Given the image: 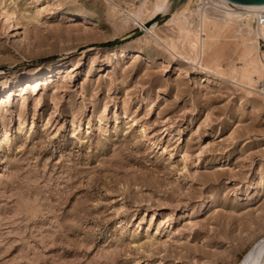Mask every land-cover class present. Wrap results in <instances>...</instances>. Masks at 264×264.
Wrapping results in <instances>:
<instances>
[{
  "label": "rangeland",
  "instance_id": "1",
  "mask_svg": "<svg viewBox=\"0 0 264 264\" xmlns=\"http://www.w3.org/2000/svg\"><path fill=\"white\" fill-rule=\"evenodd\" d=\"M182 4L149 35L118 25L141 0H0V264H240L264 235L263 83L229 33L197 58Z\"/></svg>",
  "mask_w": 264,
  "mask_h": 264
},
{
  "label": "bare ground",
  "instance_id": "2",
  "mask_svg": "<svg viewBox=\"0 0 264 264\" xmlns=\"http://www.w3.org/2000/svg\"><path fill=\"white\" fill-rule=\"evenodd\" d=\"M65 1L75 4H79L80 2V0ZM170 4L171 0H141V6L138 8L132 7L133 9L131 8L128 11L125 10L123 14L120 12L121 10L119 11L120 8L117 9V5L116 7L110 6L112 8L109 12L113 17L121 13L122 17L118 19L120 20L119 26L126 27L131 23L133 25L136 23L139 24L138 26H143L148 34L151 35L149 31H152L154 34H156V31L154 28H146V20L165 13ZM260 9H264V5H240L229 0H186L183 2L181 8L175 12L171 22L175 25L176 32L180 33L179 39L184 40L187 47L196 53L197 58L205 55L207 49L214 41L225 33H229L231 38L236 40L243 48L247 75L245 76V80L243 74L242 80L247 81L246 84L251 87H254L258 83H263L260 90L264 91V51L261 47V40L264 39V27L256 25L254 15V11ZM88 14L76 11L75 13L67 14V16L70 22L74 21L86 25L96 24L97 21ZM6 15L11 24H13L8 10H6ZM53 74L54 71L50 74L36 75L34 81L26 83L21 81L20 84L22 85L19 87L25 88V86H28L29 90L36 91L43 84L53 79ZM1 143L2 138L0 135ZM240 264H264V235L246 250Z\"/></svg>",
  "mask_w": 264,
  "mask_h": 264
},
{
  "label": "built area",
  "instance_id": "3",
  "mask_svg": "<svg viewBox=\"0 0 264 264\" xmlns=\"http://www.w3.org/2000/svg\"><path fill=\"white\" fill-rule=\"evenodd\" d=\"M256 25L264 27V9L254 11ZM261 46L264 48V39L261 40Z\"/></svg>",
  "mask_w": 264,
  "mask_h": 264
},
{
  "label": "water",
  "instance_id": "4",
  "mask_svg": "<svg viewBox=\"0 0 264 264\" xmlns=\"http://www.w3.org/2000/svg\"><path fill=\"white\" fill-rule=\"evenodd\" d=\"M186 0H181V3ZM240 5H264V0H229Z\"/></svg>",
  "mask_w": 264,
  "mask_h": 264
}]
</instances>
